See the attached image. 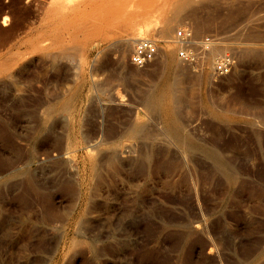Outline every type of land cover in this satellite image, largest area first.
<instances>
[{
    "label": "rangeland",
    "instance_id": "rangeland-1",
    "mask_svg": "<svg viewBox=\"0 0 264 264\" xmlns=\"http://www.w3.org/2000/svg\"><path fill=\"white\" fill-rule=\"evenodd\" d=\"M146 1L0 0V264H264V0ZM184 26L229 45L195 71Z\"/></svg>",
    "mask_w": 264,
    "mask_h": 264
},
{
    "label": "built area",
    "instance_id": "built-area-1",
    "mask_svg": "<svg viewBox=\"0 0 264 264\" xmlns=\"http://www.w3.org/2000/svg\"><path fill=\"white\" fill-rule=\"evenodd\" d=\"M192 28L184 26L175 32L174 44L179 58L195 71L202 70V60L197 48L203 52L213 49L216 45H229L228 40L213 34L195 39ZM160 54L159 42L152 38H142L136 43L130 62L140 69H145L153 64ZM236 57L233 50H228L218 58L210 68L211 77L218 80L230 75L235 68Z\"/></svg>",
    "mask_w": 264,
    "mask_h": 264
},
{
    "label": "bare ground",
    "instance_id": "bare-ground-1",
    "mask_svg": "<svg viewBox=\"0 0 264 264\" xmlns=\"http://www.w3.org/2000/svg\"><path fill=\"white\" fill-rule=\"evenodd\" d=\"M144 1H145V0H144ZM147 1H148V0H147ZM147 1H146V2H147ZM149 1H150V0H149ZM155 1H156V0H155ZM213 1H214V0H213ZM156 2H157V1H156ZM156 2H155V3H156ZM218 2H219V1H218ZM147 3H148V2H147ZM191 3H192L191 0H178V1L176 2V5H175V8H176V9H175V12H174V13H176V14H175L176 17L180 19L181 15H182L185 11H188V10H189L188 8H189V6H190ZM211 3H212V2H211ZM145 4H146V3H145ZM145 4H144V5H145ZM165 4H166V3H165ZM123 6H124V5H123ZM141 6H142V4H141ZM146 6H147V5H146ZM146 6H145V7H146ZM163 6H164V5H163ZM167 6H168V4H167ZM167 6H166V7H167ZM257 6H258V5H257ZM59 7H60V6H59ZM204 7H205V6H204ZM118 8H119V7H118ZM120 8H121V6H120ZM158 8H160V7L158 6L157 9H158ZM161 8H162V6H161ZM192 8H193V7H192ZM194 8H195V7H194ZM214 8H215V7H214ZM257 8H258V7H257ZM122 9H123V8H122ZM124 10H125V9H124ZM260 10H261V8H260ZM162 11H163V10H162ZM248 11H249V10H248ZM248 11H247V13H248ZM109 12H110V11H109ZM124 12H125V11H124ZM192 12H193V11H192ZM194 12L196 13V11H194ZM258 12H260V11H258ZM125 13H126V12H125ZM174 13H173V14H174ZM185 13L188 14L187 12H185ZM190 13H191V12H190ZM245 13H246V12H245ZM193 14H194V13H192V15H193ZM196 14H197V13H196ZM196 14H195V15H196ZM253 14H254V11H253ZM258 14H259V13H258ZM107 15H108V14H107ZM123 15H124V14H123ZM183 15H184V14H183ZM183 15H182V16H183ZM192 15L189 14L188 16H192ZM261 15H262V14L260 13V16H261ZM263 15H264V14H263ZM96 16H97V15H96ZM155 16H157V15H155ZM170 16H171V15H170ZM188 16H187V17H188ZM198 16H199V15H198ZM198 16H197V18H199L201 15H200L199 17H198ZM257 16H258V15H257ZM260 16H258L257 22H258V20L261 21L262 18H261ZM122 17H123V16H122ZM126 17H127V15H126ZM128 17H129V16H128ZM159 17H160V16H159ZM161 17H162V16H161ZM164 17H165V16L163 15V18H164ZM119 18H120V17H119ZM169 18H171V17H169ZM169 18H166V19L164 18L165 20H164V25H163L164 28H163V29H164L165 34L172 30V28H173L172 20L175 18V16H174V18H173L172 20H170ZM181 18H182V17H181ZM193 18H196V16H194ZM193 18H192V19H193ZM211 18H212V17H211ZM253 18H254V17H253ZM263 18H264V16H263ZM116 19H117V18H116ZM116 19H115V20H116ZM130 19H131V18H130ZM155 19H156V18H155ZM206 19H207V18H206ZM126 20H127V19H126ZM128 20H129V19H128ZM174 20H175V19H174ZM193 20H194V19H193ZM198 20H199V19H198ZM200 20H201V19H200ZM200 20H199V21H200ZM203 20H204V19H203ZM203 20H202V21H203ZM151 21H152V20H151ZM175 21H176V20H175ZM175 21H174V22H175ZM178 21H180V20H178ZM199 21H197V23H198ZM206 21H207V20H206ZM255 21H256V19H255ZM263 21H264V19H263ZM110 22H112V21H110ZM122 22H124V21H122ZM203 22H204V21H203ZM203 22H202V24H203ZM207 22H208V21H207ZM210 22H211V21H210ZM127 23H128V22H127ZM129 23H131V22H129ZM159 23H160V22H159ZM176 23H177V21H176ZM182 23H183V22H182ZM197 23H196V24H197ZM204 23H205V22H204ZM261 23H262V21H261ZM107 24H108V23H107ZM113 24H114V23H113ZM118 24H119V23H117V25H118ZM179 24H180V23H179ZM179 24H178V25H179ZM196 24H195V25H196ZM198 24H199V27H200L201 22L198 23ZM211 24H212V22H211ZM227 24H228V23H227ZM129 25H130V24H129ZM174 25H175V24H174ZM203 25H204V24H203ZM207 25H208V24H207ZM225 25H226V24H225ZM123 26H124V25H123ZM213 26H214V25H213ZM222 26H223V25H222ZM98 27H99V26H98ZM101 27H102V25H101ZM118 27H119V26H118ZM127 27H128V26H127ZM197 27H198V25H197ZM201 27H202V25H201ZM201 27H200V28H201ZM206 27H207V26H206ZM210 27H211V26H210ZM224 27H225V26H224ZM96 28H97V27H96ZM121 28H122V27H121ZM203 28H204V26H203ZM203 28H202V29H203ZM98 29H100V28H97V30H98ZM137 29H138V28H137ZM143 29H144V28H143ZM103 30H104V29H103ZM138 30H139V29H138ZM146 30H147V29H146ZM161 30H162V29H161ZM142 31H143V30H142ZM99 32H100V31H99ZM137 32H138V31H137ZM146 32H147V31H146ZM202 32H203V31H202ZM97 33H98V32H97ZM97 33H96V34H97ZM200 33H201V31H200ZM89 34H90V33H89ZM96 34H95V35H96ZM98 34H99V33H98ZM126 34H127V33H126ZM140 34H141V33H140ZM258 34H259V33H258ZM43 35H44V34H43ZM91 35H92V32H91ZM134 35H135V34H134ZM145 35H146V34H145ZM87 36L89 37V35H87ZM109 36H110V34H109ZM129 36H130V35H129ZM140 36H142V35H140ZM259 36H260V35H259ZM52 37H53V36H52ZM52 37H51V38H52ZM91 37H92V36H91ZM95 37H97V36H95ZM111 37H112V36H111ZM111 37H110V38H111ZM134 37H136V36H134ZM254 37H255V36H254ZM256 37H257V36H256ZM89 38H90V37H89ZM107 38H108V37H107ZM139 38H140V37H139ZM261 38H262V37H261ZM49 39H50V38H49ZM92 39H94V38H92ZM123 39H125V38H123ZM172 39H173V38H172ZM46 40H47V39H46ZM90 40H91V39H89V41H90ZM137 41H138V40H137ZM137 41H136V43H137ZM169 41H170V40H169ZM123 42H124V41H123ZM38 43H39V42H38ZM133 43H134L133 38H131V37L129 38V37H128V39H125V46H126L127 48L131 47ZM122 45H123V44H122ZM215 48H216V47H215ZM123 49H124V47H123ZM216 49H217V48H216ZM216 49L213 48V49H212L213 52H214V50H216ZM125 50H127V49H125ZM130 51H131V50H129V52H130ZM218 51H219V49H218ZM218 51H217V52H218ZM124 52H125V51H124ZM213 52H212V56H213ZM204 53H205V52H204ZM209 53H210V52H209ZM218 53H219V52H218ZM250 53H251V52H249V54H250ZM215 54H216V53H215ZM216 55H217V54H216ZM247 55H248V54H247ZM168 56H169V55H168ZM214 56H215V55H214ZM214 56H213V57H214ZM243 57H244V55H243ZM176 60H177V59H176ZM170 61H171V60H170ZM212 62H213V60H212ZM214 62H215V61H214ZM175 63H176V62H175ZM181 64H182V63H181ZM212 64H213V63H212ZM172 65H173V64H172ZM178 65H179V63H178ZM178 65H177V66H178ZM182 65H183V64H182ZM171 67H172V66H171ZM173 67H174V66H173ZM180 67H181V66H180ZM185 68H187V67H185ZM173 69H174V68H173ZM181 70H182V68H181ZM187 71H188V68H187ZM176 72H177V70H176ZM179 72L181 73L182 71H179ZM180 73H179V74H180ZM181 75H182V73H181ZM172 85H173V84H172ZM178 85H179V84H178ZM175 88H176V87H175ZM171 94H172V93H171ZM173 94H174V91H173ZM169 96H172V95H169ZM165 97H166V96H165ZM173 97H174V96H173ZM171 99H172V102H173L174 99H173V98H171ZM165 100H166V99H165ZM157 101H158L159 103L162 102V100H157ZM148 107H149V106H148ZM164 109H165V108H164ZM216 109H217V108H216ZM235 112H236V111H235ZM176 114H177V113H176ZM167 115H168V114H167ZM174 115H175V114H174ZM221 115H223V114H221ZM177 120H178V117H177ZM180 123H181V122H180ZM179 127H180V126H179ZM181 130H182V128L180 129V132H181ZM141 132H142V130H141ZM172 133H173V132H172ZM137 136H138V135H137ZM179 136H182V135H179ZM124 137H125V136H124ZM144 139H145V136H144ZM116 141H117V140H116ZM107 142H108V141H107ZM114 142H115V141H114ZM114 144H116V143H114ZM126 147H127V146H126ZM117 150H119V149H117ZM126 150H127V149H126ZM126 150H125V151H126ZM190 150H191V149H190ZM125 151H123V152H125ZM97 152H98V150H97ZM114 152H115V151H114ZM114 152H113V153H114ZM123 152H121V153L123 154ZM189 152H190V151H189ZM189 152H188V153H189ZM190 153H192V152H190ZM96 154H97V153H96ZM116 154H117V152L114 154V156H115ZM98 155H100V157H102L101 154H98ZM111 155H112L111 157L113 158V154H111ZM118 155H119V154H118ZM185 155H187V154H185ZM92 156H93V155H92ZM109 156H110V155H109ZM109 156H108V157H109ZM100 157H99V158H100ZM115 157H117V156H115ZM115 157H114V158H115ZM118 157H119V156H118ZM189 157H190V156H189ZM92 158H93V157H92ZM97 158H98V156H97ZM93 159H96V155L94 156ZM100 159H101V158H100ZM100 159H98V160H100ZM91 160H92V159H91ZM111 160H114V159H111ZM92 162H93V161H92ZM96 162H97V161H96ZM100 162H101V161H98V163H100ZM104 162H105V161H104ZM94 163H95V161H94ZM101 163H102V162H101ZM92 164H93V163H92ZM93 165H94V164H93ZM158 165H159V164H158ZM158 165H156V166H158ZM93 168H94V166H93ZM93 170H94V169H93ZM13 171H15V170H13ZM30 189H31V188H30ZM36 189H37V187H36ZM31 191H33V190H31ZM36 192H38V193L41 195V197H42L43 199H46L45 196H47V198H48L49 200H51V194H45L46 192H44V191H36ZM50 193H51V192H50ZM39 194H36V195L39 196ZM42 194H43V195H42ZM38 198H40V197H38ZM26 199H27V198H26ZM35 199H36V198H35ZM37 200H38V199H37ZM37 200H36V201H37ZM46 200H47V199H46ZM44 203H45V201H44ZM45 204H46V203H45ZM47 204H49V203H47ZM49 205H50V204H49ZM32 206H33V205H32ZM54 207H55V206H54ZM51 208H52V207H51ZM44 210H45V209H44ZM46 211H47V210H46ZM47 212H48V211H47ZM49 213H50V212H49ZM56 213H57V212H56ZM79 233H80V232H79ZM79 235H80V234H79ZM70 245H71V244H70Z\"/></svg>",
    "mask_w": 264,
    "mask_h": 264
}]
</instances>
